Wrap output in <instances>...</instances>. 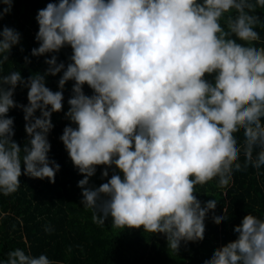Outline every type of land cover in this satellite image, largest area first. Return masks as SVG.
I'll use <instances>...</instances> for the list:
<instances>
[{"label":"clouds","instance_id":"clouds-1","mask_svg":"<svg viewBox=\"0 0 264 264\" xmlns=\"http://www.w3.org/2000/svg\"><path fill=\"white\" fill-rule=\"evenodd\" d=\"M12 4L0 0V20ZM258 8L264 0L49 2L38 10L39 46L31 56L70 47V63L52 55L43 74L27 80L20 71L0 75V193H15L21 175L55 183L60 165L49 159L47 137L52 114L63 110V89L74 81L65 113L71 124L60 140L83 176L80 203L92 210L93 222L111 218L114 229L163 235L174 252L182 241H203L217 200L202 206L196 186L218 178V187L226 188L234 172L264 167V46H257L256 30L264 22ZM20 40L15 29H0V71ZM61 73L53 92L45 77ZM17 86L28 89L26 106L14 100ZM14 108L23 111L30 138L23 148L13 139L8 113ZM241 131L243 145L236 135ZM101 166L102 179L115 171L90 186ZM224 220L225 214L213 217L217 225ZM234 232L237 238L205 264H264V219L247 214ZM2 264L57 262L16 248Z\"/></svg>","mask_w":264,"mask_h":264},{"label":"trees","instance_id":"trees-1","mask_svg":"<svg viewBox=\"0 0 264 264\" xmlns=\"http://www.w3.org/2000/svg\"><path fill=\"white\" fill-rule=\"evenodd\" d=\"M49 2L58 0H13L10 13L0 20V29H15L21 40L12 48L9 61L2 66L0 75L20 71L27 80L32 74H43L48 68L45 60L52 55L57 56L58 63H70V47L61 49L59 53L31 56V50L39 46L35 39L38 32L36 16L38 10ZM257 14L264 22V9L258 8ZM221 23L223 25V21ZM256 30L261 37L257 46H264V23ZM25 57L30 63H25ZM60 75L62 73L45 77L46 86L53 92L59 90ZM73 84L74 81H69L63 89V110L52 114L54 127L47 137L51 145L49 159L60 165L55 183L21 175V185L15 193L7 196L0 193V264L16 248L33 256L46 254L57 264H205L216 249L237 238L234 228L240 225L244 216L252 214L264 219V167L258 172L249 166L234 172L233 181L226 188L218 187V178L196 186V195L202 206L212 199L217 200V206L206 216L203 241H182L178 252L168 249L163 235L146 233L143 229H114L111 218L104 225L94 223L92 210L85 209L80 203L81 189L77 185L83 176L74 167L60 140L63 129L71 124L65 113L69 110L68 99L73 95ZM83 91L89 96L93 94L87 85ZM27 92L26 87L17 86L14 100L18 105L28 104ZM35 115L39 117L40 112ZM8 116L14 118L13 139L23 148L30 139L25 132L24 113L14 108ZM236 135L239 144L243 145V132ZM244 160L242 151L238 162L243 165ZM103 170V166L97 167L95 175L90 178V186L98 187L107 182L115 171L108 169L109 177L102 179ZM224 214L225 220L219 225L213 222L214 216Z\"/></svg>","mask_w":264,"mask_h":264}]
</instances>
